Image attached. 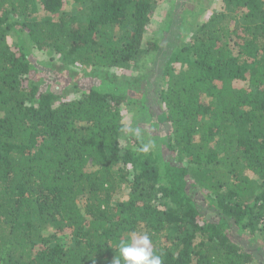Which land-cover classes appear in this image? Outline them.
<instances>
[{
  "label": "trees",
  "instance_id": "16d2710c",
  "mask_svg": "<svg viewBox=\"0 0 264 264\" xmlns=\"http://www.w3.org/2000/svg\"><path fill=\"white\" fill-rule=\"evenodd\" d=\"M161 1L0 0V264H113L133 232L162 264H257L264 0L189 8L150 97Z\"/></svg>",
  "mask_w": 264,
  "mask_h": 264
},
{
  "label": "rangeland",
  "instance_id": "374dc122",
  "mask_svg": "<svg viewBox=\"0 0 264 264\" xmlns=\"http://www.w3.org/2000/svg\"><path fill=\"white\" fill-rule=\"evenodd\" d=\"M200 0H162L161 1V4L158 6V8L155 10V16H154V23H153V26H152V28H153V30L154 29H160V28H162V27H164L165 25L164 24H162V20L163 19H165L166 17L167 18H169V16H170V14H172V16H173V18H174V20H175V23H173V25L171 26V27H169V29L168 30H165V29H163L161 32H162V34L164 35V41L162 40L163 38H161L160 36H159V39H161L162 40V44H161V50L159 51V53L155 56V63H153L152 62V64L150 63V61L148 62V61H146V63H147V65L146 66H155L154 68L155 69H153V70H147V69H145L143 72H145V73H150V77L149 78H147V80H145V81H143L144 83L142 84L143 85V89H144V93H149L150 94V97H151V95L153 94V93H155V91L154 90H151L150 88H151V86H150V83H151V79H153L154 78V76H156L157 75V73H158V71L160 70V69H158V68H160L159 66H160V64L162 63H164L166 60H167V58H168V56H169V54L171 53V50H172V48L173 47H175L177 44H179L182 40H183V38L185 37V36H187L188 35V33L187 34H183L182 32H181V28L184 26V25H188V17H189V19L190 20H193V18L191 17V16H188V14L186 13V11L189 9V8H193V7H195V5H196V3H198ZM192 3H193V5H192ZM73 8V5H71V4H66V6H65V9L66 10H71ZM191 8V9H192ZM190 10V9H189ZM185 17V19H186V23L187 24H185L184 23V21H183V18ZM162 26V27H161ZM159 27V28H158ZM187 27V26H186ZM152 36H149V38H151ZM16 40V37H13L12 38V40L11 41H15ZM39 60L41 59V58H38ZM145 64L143 63V67H145L144 66ZM143 67H140L139 69H137L135 72H131L132 74V76L133 77H136V76H138V75H140V73L142 72V68ZM81 76V74L78 76V77H80ZM60 80H61V78H60ZM62 80H65L67 83H69V82H72L71 81V79L69 78V76L67 77H65V79H62ZM157 85L159 84V83H156ZM84 85V84H83ZM88 86V85H87ZM145 87V88H144ZM139 89H141V88H139ZM136 92H138V91H136ZM155 98V97H154ZM153 100V103H155L156 102V99H152ZM150 111L152 112H155L154 111V108L152 107V108H150ZM128 118L130 119V121L132 120V117H131V115L129 114L128 115ZM150 120V122H152V121H154L155 119L154 118H151V119H149ZM148 129H150L151 128V133L153 134V135H160V136H162V129H161V126L160 127H158V128H156V127H151L150 126V128L149 127H147ZM146 136V135H145ZM65 243V242H64ZM250 244H252V243H250ZM263 241L262 240H258L256 243H253L252 245L253 246H255L256 248L258 247V245H259V247L260 248H257L255 251V256H256V258L258 259L257 260V264H263L264 263V247H263ZM260 249V251H258ZM257 251H258V253L259 254H263L262 256H261V258H259V255H258V253H257ZM263 263H262V262Z\"/></svg>",
  "mask_w": 264,
  "mask_h": 264
},
{
  "label": "clouds",
  "instance_id": "9594fccd",
  "mask_svg": "<svg viewBox=\"0 0 264 264\" xmlns=\"http://www.w3.org/2000/svg\"><path fill=\"white\" fill-rule=\"evenodd\" d=\"M131 131V129H125ZM139 135V130H135ZM149 146L145 145L143 151H148ZM119 257L114 258L113 264H162L160 255L153 251L152 242L147 233H131L128 240H122L118 245Z\"/></svg>",
  "mask_w": 264,
  "mask_h": 264
}]
</instances>
